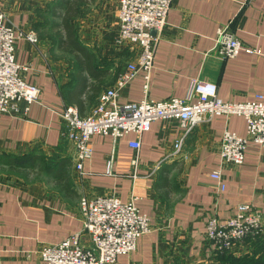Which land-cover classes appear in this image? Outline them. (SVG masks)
I'll return each mask as SVG.
<instances>
[{
	"label": "crops",
	"instance_id": "1",
	"mask_svg": "<svg viewBox=\"0 0 264 264\" xmlns=\"http://www.w3.org/2000/svg\"><path fill=\"white\" fill-rule=\"evenodd\" d=\"M47 2L0 0L19 35L17 61L29 66L22 76L41 88L27 114H0V264H44V246L82 232L81 197L107 195L124 202L136 198L152 223L137 249L119 255L115 264H220L207 236L210 214L229 217L242 203L264 213V148L250 141L241 166L223 162L220 154L226 129L247 135L246 119L206 115L186 135L179 120H156L143 133L138 153L130 146L134 133L118 140L94 135L93 155L80 172L63 112L73 105L82 115L91 113L136 53L118 39L120 0H90L78 33L95 61L91 68L81 67L78 53L64 51L54 36L43 33L39 12ZM168 14L155 52L150 98L186 97L194 79L216 84L225 101L264 95V0H175ZM224 25L258 52L220 57L214 46ZM32 32L36 42L26 37ZM134 78L120 91V103L146 96L144 73ZM216 170L223 174L224 191L211 176ZM82 238L91 245L87 234Z\"/></svg>",
	"mask_w": 264,
	"mask_h": 264
},
{
	"label": "built area",
	"instance_id": "2",
	"mask_svg": "<svg viewBox=\"0 0 264 264\" xmlns=\"http://www.w3.org/2000/svg\"><path fill=\"white\" fill-rule=\"evenodd\" d=\"M174 1L120 0L118 39L135 51L136 59L128 63L116 83L100 95L91 113L82 115L73 105L63 112L69 125L67 135L75 142V166L80 172L84 171L85 162L93 155L90 141L94 135H109L118 140L134 133L137 137L130 142V146L138 153L143 133L151 129L152 122L163 119L179 120L186 135L206 115L243 116L247 121L246 136L228 129L224 132L220 154L225 163L243 165L250 141L264 148L262 94L244 102L225 101L219 97L216 84L194 79L186 97L172 96L156 100L147 95L156 48ZM5 10L0 3V114L11 111L27 114L31 105L38 102L41 88L22 76L29 66L17 61L19 35L9 23ZM218 32L214 52L220 57L234 58L242 51L258 52L246 46L228 25L220 26ZM26 37L37 41L34 32L26 34ZM139 72L144 73L146 96L138 102L120 103V91ZM182 146L183 138L175 144L177 153ZM111 163L112 160L110 166ZM137 165L138 159L134 158V168ZM211 176L218 179L220 190L224 191L226 184L221 170L212 172ZM80 208L84 224L82 232L44 246L40 251L44 264H115L119 255L134 252L139 239L152 230L150 218L141 212L136 198L124 202L117 195L82 196ZM263 214L253 203L239 204L235 212L226 218L211 213L207 221V236L215 244L216 252L237 250L248 239L264 234ZM83 234L89 236L91 245H86Z\"/></svg>",
	"mask_w": 264,
	"mask_h": 264
},
{
	"label": "trees",
	"instance_id": "3",
	"mask_svg": "<svg viewBox=\"0 0 264 264\" xmlns=\"http://www.w3.org/2000/svg\"><path fill=\"white\" fill-rule=\"evenodd\" d=\"M82 0H59L53 10V15L58 14L59 9H63V13L58 14L61 17V24L58 27H62L63 33L57 32L59 34L58 45L61 49L67 52H76L79 54L78 61L81 67L91 68L94 64V56L92 55L89 48L83 44L79 38V33L77 27L73 22L76 16L79 15V6ZM55 11V12H54ZM51 166L47 163V167ZM54 169H49L48 172ZM257 236L256 238H258ZM220 264H264V242L257 241L254 243V248L241 254L239 256L219 253L218 254Z\"/></svg>",
	"mask_w": 264,
	"mask_h": 264
},
{
	"label": "rangeland",
	"instance_id": "4",
	"mask_svg": "<svg viewBox=\"0 0 264 264\" xmlns=\"http://www.w3.org/2000/svg\"><path fill=\"white\" fill-rule=\"evenodd\" d=\"M58 1L59 0H48L47 5H46L47 6L46 10L39 12V15L44 20L43 33L54 36L56 41L58 40V38L60 36L59 34H57V32H59V33L61 32V34H62L63 30H64L62 27H58L61 24V17L58 14L63 13L64 12L63 9L60 8L59 9L60 11H58V14L55 15V13H54V15H53L52 8L55 9V6H56V4H58ZM89 1L90 0H82V2H81L82 4H80V6H79V11H80L78 14L79 16L78 17L76 16V18L73 21L77 27L78 32L80 29V25H79L80 20L85 16V14L90 9V7L88 6L90 4ZM259 240L264 242V234L260 235L258 238H255V239H248L246 242L248 246H247L245 251L243 250V251L239 252L238 250H227V251H224L223 253L239 256L241 254H244L246 252L251 251L254 248V243L259 241Z\"/></svg>",
	"mask_w": 264,
	"mask_h": 264
}]
</instances>
